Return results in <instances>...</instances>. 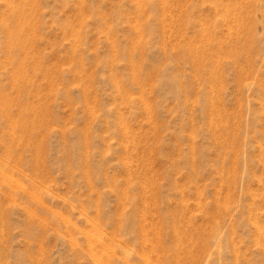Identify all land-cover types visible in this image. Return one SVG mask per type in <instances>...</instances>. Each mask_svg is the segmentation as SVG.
<instances>
[{
	"label": "rangeland",
	"instance_id": "1",
	"mask_svg": "<svg viewBox=\"0 0 264 264\" xmlns=\"http://www.w3.org/2000/svg\"><path fill=\"white\" fill-rule=\"evenodd\" d=\"M0 264H264V0H0Z\"/></svg>",
	"mask_w": 264,
	"mask_h": 264
},
{
	"label": "bare ground",
	"instance_id": "2",
	"mask_svg": "<svg viewBox=\"0 0 264 264\" xmlns=\"http://www.w3.org/2000/svg\"><path fill=\"white\" fill-rule=\"evenodd\" d=\"M8 180V179H7ZM9 182V181H8Z\"/></svg>",
	"mask_w": 264,
	"mask_h": 264
}]
</instances>
